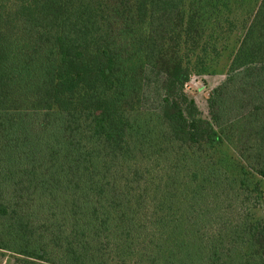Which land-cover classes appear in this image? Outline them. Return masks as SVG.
<instances>
[{
  "label": "trees",
  "instance_id": "16d2710c",
  "mask_svg": "<svg viewBox=\"0 0 264 264\" xmlns=\"http://www.w3.org/2000/svg\"><path fill=\"white\" fill-rule=\"evenodd\" d=\"M240 24L205 117L185 85ZM246 200H264V0H0L13 264H264V223L230 216Z\"/></svg>",
  "mask_w": 264,
  "mask_h": 264
},
{
  "label": "rangeland",
  "instance_id": "374dc122",
  "mask_svg": "<svg viewBox=\"0 0 264 264\" xmlns=\"http://www.w3.org/2000/svg\"><path fill=\"white\" fill-rule=\"evenodd\" d=\"M235 16L237 17V22H242V11L236 9ZM243 28L241 24L238 25L236 31L221 40L220 48H221V55L219 58L215 59L211 63L210 69L207 73L203 75H191L189 81L185 85V90L187 93L194 98L197 106L202 111L205 117L208 116V105L207 100L213 91L226 77L227 70L230 65V61L232 58V54L234 53V49L237 46L239 39L242 38ZM222 45V46H221ZM227 150V148H226ZM228 151V150H227ZM227 154L234 155V153L229 150ZM239 205L237 203L232 204L231 211L233 213L230 216H236L240 211H254L250 215L251 221H260L264 223V200L257 202L254 204L253 200H246L245 204ZM0 264H13L14 262V253L11 251H3L0 252Z\"/></svg>",
  "mask_w": 264,
  "mask_h": 264
}]
</instances>
